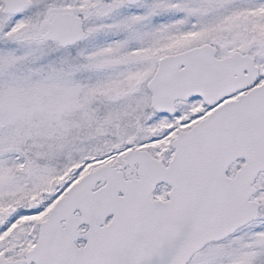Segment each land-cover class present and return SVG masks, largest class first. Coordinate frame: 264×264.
Returning a JSON list of instances; mask_svg holds the SVG:
<instances>
[{
	"label": "snow or ice",
	"instance_id": "snow-or-ice-1",
	"mask_svg": "<svg viewBox=\"0 0 264 264\" xmlns=\"http://www.w3.org/2000/svg\"><path fill=\"white\" fill-rule=\"evenodd\" d=\"M0 264H264V0H0Z\"/></svg>",
	"mask_w": 264,
	"mask_h": 264
}]
</instances>
